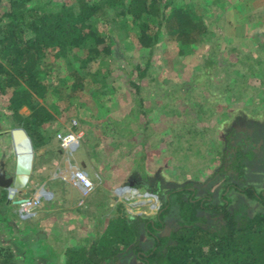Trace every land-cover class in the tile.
<instances>
[{
    "label": "rangeland",
    "instance_id": "rangeland-1",
    "mask_svg": "<svg viewBox=\"0 0 264 264\" xmlns=\"http://www.w3.org/2000/svg\"><path fill=\"white\" fill-rule=\"evenodd\" d=\"M44 1H51V5L64 3L72 6L75 2L42 0L38 5ZM90 1L97 6L103 2ZM159 1L164 3L165 0H150V4L156 6ZM175 1L180 3L178 22H184L183 26L168 29L158 40L150 57L148 76L139 80L134 69L137 64L144 67L145 57L139 50L138 27L127 15L124 38L113 33L116 42L113 64L108 67L109 60L102 65L93 63L90 75L85 79L89 87L98 88L108 83V88L100 95L88 92L87 86L74 92L69 109L58 115L54 123L41 127L40 131L47 137L39 149L34 150L31 141L25 149H22L23 145L16 146L18 152L14 149L11 131L20 126L13 125L9 116L11 111L7 109L11 90H0V180L2 171L11 172L17 162L22 169L26 166L31 169L28 184L19 189L12 186L7 189V197L10 192L12 194L10 205L5 210L0 207V247L12 252V264H23L24 257H28L29 263L33 251L35 263L41 261V264L44 254L48 253L54 254L55 261L51 264H63L65 249L80 244V239L95 232L98 229L96 218L112 216L118 202L123 204L127 214L151 217L160 209L167 193L175 189L195 188L197 198L211 195L213 203L224 197L230 198L227 210H237L238 216L241 210L251 216L264 210L254 200H247L245 194L229 188L230 184L264 187V165L259 159H254L253 163L243 159L240 165L246 176L243 180H236V169L230 163L234 144H231L233 148L230 147L232 152L227 153V143L234 138L232 135L236 130L248 132L256 149L264 153V0ZM35 2L16 4L14 10L19 12ZM104 3L95 13L99 19L97 28L103 35H111L109 24L102 18L106 11L111 14L119 7ZM125 5L127 0H123ZM7 7L6 0H0V17ZM117 19L119 23H125L122 15ZM1 22L6 23L5 20ZM207 27L209 30L205 31ZM179 29L184 31L183 52L178 39ZM5 45H0V63L6 65L4 55L9 47ZM57 51L52 46L47 48L41 65L47 69L48 82L50 80L56 86L68 74L64 62L56 56ZM106 71L105 81L96 79V74L103 76ZM234 74L238 79L229 84L235 79ZM131 81L141 86L139 91L130 84ZM109 86L113 87L112 92ZM48 96L47 99L40 98L43 105L49 106L51 100ZM20 112L28 114L25 108ZM74 120L84 137L73 154V160L96 184L87 196L92 211L89 207L87 210L94 215L92 222L86 221L87 217L90 218L84 212L86 203L80 205L81 197L71 199L70 193L66 195V186L62 187V193L60 188L56 191L66 201L61 204L63 208L57 206L56 209L58 200L48 184L54 169L63 163L59 137L74 130ZM248 141L242 145L243 150L250 147ZM20 175L21 182H26L27 174ZM42 181H46L53 196L36 215L46 214L43 209L49 205L48 209L53 208L51 213L57 211L60 215H68L70 222L66 224L70 228L66 226L61 232L54 230L52 239L44 230L46 235H41L46 239L38 242L39 233L29 235L32 233L30 228L38 231V227L34 228L33 217L20 215L18 203L14 201L31 197L36 185ZM106 181L107 184L103 185ZM125 186L140 193L157 189L155 195L159 208H149L147 201L141 202L142 199L138 198V192L132 194L127 189L120 195L124 193L129 199L120 200L117 189ZM106 194L110 195L113 206L109 205L110 197ZM188 196L186 191L182 200ZM171 200L165 227L159 232L162 235L172 227L177 228L176 222L180 220L177 204ZM75 216H83V219L74 222ZM208 216L211 220L212 217ZM71 222L74 223L69 225ZM140 238L142 247L151 246V239L143 231ZM20 241L26 242L22 245ZM118 264L142 263L127 249Z\"/></svg>",
    "mask_w": 264,
    "mask_h": 264
},
{
    "label": "trees",
    "instance_id": "trees-1",
    "mask_svg": "<svg viewBox=\"0 0 264 264\" xmlns=\"http://www.w3.org/2000/svg\"><path fill=\"white\" fill-rule=\"evenodd\" d=\"M29 1L6 0L8 7L0 17V45L9 47L4 55L6 65L0 63V90H11L7 106L11 111L9 116L13 125L26 130L34 150L46 141L47 135L40 131L41 127L54 123L58 115L69 109L73 102L71 95L86 88L85 79L90 75L92 64H106L107 60L110 62L108 67L113 64L111 61L116 56L113 33L124 38L127 15L138 27L139 50L143 51L145 57L143 68L138 64L134 66L139 80L148 76L150 57L158 40L168 29L179 28L184 23L178 22L180 3L175 0L159 1L156 6H151L150 0H127L125 6L123 0H102L106 2L104 4H117L119 7V10H115L117 12L104 13L106 16L102 20L109 24L111 35H103L97 28L98 16L95 17L103 2L100 6L90 0H75L73 6L64 3L51 5V1L38 5L42 0H36V4L24 7L19 12L14 10L16 4ZM121 15L124 24L117 19ZM3 20L5 24L1 22ZM179 30L178 39L183 52L184 31ZM51 46L57 48L56 56L62 59L68 73L57 86L52 85L50 80L48 82L45 76L47 69L41 67L45 52ZM107 74V71L103 76L96 74V79L103 82ZM234 75L235 79H231L229 84L238 79ZM111 81L113 79L109 83ZM130 84L138 91L141 88L132 81ZM87 87L88 92L100 95L108 88V83L98 88ZM109 91L112 92L113 87L109 86ZM48 94L51 102L46 106L40 102V98L47 99ZM22 108L28 114H21ZM249 135L246 131L236 130L232 135L234 138L227 143L228 154L232 152L231 144H234V156L230 163L236 169V180L245 179L240 165L243 159L247 158L252 163L254 159H259L264 165V153L256 149ZM244 140L250 145L246 150L242 147ZM229 188L245 194L247 200H254L264 209V187L230 184ZM127 190L132 194L136 192ZM150 191L154 194L158 192L157 189ZM186 191L189 196L182 200ZM195 192V188L169 191L160 209L151 217L129 215L123 204H119L112 216L96 218L98 229L95 232H89L90 236L80 239V244L65 249L63 264H118L120 256L127 249L142 264H264V210L252 216L241 210L238 216L237 210H227L230 198L224 197L213 203L211 195L197 198ZM171 199L177 204L180 220L176 222L177 228L172 227L162 235L159 232L165 227ZM9 205L7 190L0 187V207L5 210ZM207 214L212 217L211 220H208ZM142 231L152 241L147 249L141 246ZM20 242L24 245L26 241ZM31 256L29 263L28 257H24L23 264H34V251ZM13 262L12 252L0 247V263Z\"/></svg>",
    "mask_w": 264,
    "mask_h": 264
},
{
    "label": "built area",
    "instance_id": "built-area-1",
    "mask_svg": "<svg viewBox=\"0 0 264 264\" xmlns=\"http://www.w3.org/2000/svg\"><path fill=\"white\" fill-rule=\"evenodd\" d=\"M74 130L64 134L59 137V146L61 148V152L64 154L62 165L56 167L48 180L52 179H61L62 181L69 183L73 187H75L81 194L80 205H84L85 198L94 190L96 184L90 179L88 174L83 171L80 166L73 160V154L77 150L80 145L81 139L84 136V132L79 128V124L74 120L73 121ZM29 182V178L26 180V186ZM128 187V186H125ZM124 187L118 188L122 189ZM134 191L138 192V190L129 187ZM117 197L121 199H129V196H124L123 193L120 195L116 193ZM141 202L147 201L146 205L153 210H157L159 208V201L157 195L151 192H138ZM52 192L46 186V181H42L37 184L35 190L31 197L26 198L22 202L18 203V213L22 216L27 217H35L36 214L41 210L43 205L52 199ZM131 205V204H130Z\"/></svg>",
    "mask_w": 264,
    "mask_h": 264
},
{
    "label": "crops",
    "instance_id": "crops-1",
    "mask_svg": "<svg viewBox=\"0 0 264 264\" xmlns=\"http://www.w3.org/2000/svg\"><path fill=\"white\" fill-rule=\"evenodd\" d=\"M84 137V136H83ZM57 152H58V150H57ZM60 152V151H59ZM59 152H58V154H59ZM31 153V152H30ZM31 157L33 158V155H31ZM31 161H33V159L31 160ZM31 167H32V165H31ZM14 169L15 168H13V170L11 171V172H7L6 173V175L4 176V178L3 179H7L8 177H11V176H13L15 173H14ZM3 171H5V170H3ZM50 173H51V169H50ZM49 173V174H50ZM19 177H20V181H21V175H19ZM47 179V178H46ZM50 182H48V184H49V186H50V188L55 192V196H56V198H57V200H58V203L56 204V209H57V206L58 207H60V208H63L62 206H61V204H64V203H66V201H64L61 197H60V194H58L57 192H58V190H59V188H60V192L62 193L63 191H62V187L63 186H66L65 188H67V190H66V195H68L67 193H70L69 195H71L70 197H71V199L72 198H80L81 197V194L78 192V190H76L75 188H71L66 182H64V181H62L61 179H52V180H49ZM23 182V181H22ZM105 183L107 184V181L106 182H104L103 183V185H105ZM57 187V189L56 190H54V188H56ZM6 189V188H5ZM126 189H130L129 187H124V188H122V189H119V190H117V193H119V194H121L124 190H126ZM7 190V189H6ZM57 191V192H56ZM107 196H109L110 197V195L109 194H106ZM87 198V197H86ZM86 198H85V203H86V208H85V210H84V212H86V214H87V216H90V218H88L87 217V219L88 220H86V221H89V222H92L93 220H90L91 218H94V217H92V216H94V215H92L93 213L92 212H88V210H87V207H89V209L91 210L92 209V206H91V204L89 203V198H87V200H86ZM8 199H9V194H8ZM113 199V198H112ZM56 200V201H57ZM109 205H111V206H113L114 204L113 203H111L110 201H111V197L109 198ZM119 204H121L120 202H118L117 204H116V206L115 207H117ZM51 206H53V205H51ZM48 207H49V205L47 206V207H44V209L43 210H45L44 212L46 213V214H43L42 216H36V217H34V218H32L33 219V222L35 223V227L34 228H36L37 229V227H38V231H36V230H34L33 228H30V230H31V232L32 233H30L29 235H35V234H37V233H39V236H38V238H36V240H38V242L39 241H41V240H44L45 241V239L46 238H44V236H42V235H46L47 234V237H50V239H52V235L51 234H53L54 232V230H57V231H59V232H61L66 226H68L66 223H68V222H70V220H69V217H68V215L66 216V214H63L62 213V215H60L59 213H57V211L56 212H52L51 213V211L53 210V208H49L48 209ZM83 211V210H82ZM92 211V210H91ZM48 213V214H47ZM113 214H114V212H112ZM112 214V215H113ZM46 215H48V216H46ZM130 215V214H129ZM83 219V216H75V218H74V222H76V221H81ZM74 222H71V223H69V225L70 224H72V223H74ZM43 223H45L44 225H43ZM43 226L42 228L43 229H40V226ZM73 226V225H72ZM81 227V226H80ZM68 228H70V226H68ZM67 229V228H66ZM44 230L47 232L46 234H43V232H44ZM36 231V232H35ZM42 234V235H41ZM48 243H49V241H48ZM52 260V261H51ZM33 263L34 264H39V262H41V261H37L36 263H35V257H33ZM42 263L41 264H47L48 262H53V261H55L54 260V255L53 254H51V255H48V253L47 254H44V256H43V258H42Z\"/></svg>",
    "mask_w": 264,
    "mask_h": 264
},
{
    "label": "water",
    "instance_id": "water-1",
    "mask_svg": "<svg viewBox=\"0 0 264 264\" xmlns=\"http://www.w3.org/2000/svg\"><path fill=\"white\" fill-rule=\"evenodd\" d=\"M11 138H12V142H13L15 150H16V146H18V145H20L21 147L23 145L22 149H25L24 147L26 145H29V143H30V139L26 133V130L23 127H18V128L12 129ZM16 152H18V151L16 150ZM30 170L31 169H22L19 166V163L17 162L15 169H14L15 174L13 176L8 177L7 179H3L4 176L6 175V173L4 171H2V179L0 180V187L6 188V189H9L11 186L14 187L15 189L16 188L19 189V188L24 187L25 182L22 183L19 180V175L20 174H27L26 179H28L30 172H31ZM10 197H12L11 192L9 194V198ZM23 200H25V198L17 199L14 202L19 203V202H22Z\"/></svg>",
    "mask_w": 264,
    "mask_h": 264
},
{
    "label": "bare ground",
    "instance_id": "bare-ground-1",
    "mask_svg": "<svg viewBox=\"0 0 264 264\" xmlns=\"http://www.w3.org/2000/svg\"><path fill=\"white\" fill-rule=\"evenodd\" d=\"M27 168L26 169H30L29 166H26ZM19 180H20V177H19Z\"/></svg>",
    "mask_w": 264,
    "mask_h": 264
},
{
    "label": "flooded vegetation",
    "instance_id": "flooded-vegetation-1",
    "mask_svg": "<svg viewBox=\"0 0 264 264\" xmlns=\"http://www.w3.org/2000/svg\"><path fill=\"white\" fill-rule=\"evenodd\" d=\"M2 178V177H1Z\"/></svg>",
    "mask_w": 264,
    "mask_h": 264
}]
</instances>
